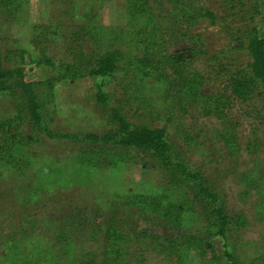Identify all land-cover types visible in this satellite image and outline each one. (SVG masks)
I'll return each instance as SVG.
<instances>
[{
	"label": "rangeland",
	"instance_id": "1",
	"mask_svg": "<svg viewBox=\"0 0 264 264\" xmlns=\"http://www.w3.org/2000/svg\"><path fill=\"white\" fill-rule=\"evenodd\" d=\"M14 1V13L0 8L4 66H22L28 81H39L58 75L50 58L70 62L122 50L126 59L105 88L133 123L166 126L186 159L224 191L229 213L240 221L234 249L244 263L264 264V94L238 98L226 71L250 59L232 33L257 27L264 36V0H148V16L133 13L129 0ZM201 6L217 13L216 23L191 18ZM175 52L186 56L182 75L165 64L163 78L139 62L147 53L156 61ZM194 77L201 78L197 87L185 84ZM96 84L86 74L48 88L45 107L55 131L106 127L107 108L95 98ZM14 110L15 103L2 96L0 119ZM36 136L13 162L0 160V264H91L89 253L101 249L104 238L102 229L95 235L91 230L108 219L121 220L125 234L147 229L166 239L182 231L205 235L192 196L171 186L165 172L142 156L129 160L108 149L107 163L98 160L97 166V155L78 143ZM148 193L175 203L181 221L167 222L133 201ZM64 235L71 245H63ZM130 245V254L141 252L138 242ZM215 246L222 250L217 241ZM131 258L134 264H214L211 253L201 250H148L141 261Z\"/></svg>",
	"mask_w": 264,
	"mask_h": 264
},
{
	"label": "trees",
	"instance_id": "2",
	"mask_svg": "<svg viewBox=\"0 0 264 264\" xmlns=\"http://www.w3.org/2000/svg\"><path fill=\"white\" fill-rule=\"evenodd\" d=\"M129 2L133 13H144L148 16L150 11L148 0ZM0 8H7L11 14L17 7L14 0H0ZM191 18H207L216 23L218 15L210 8L201 6ZM232 36L233 40L240 42L238 48H246L250 59L244 66L229 71L226 69L228 87L242 100H247L255 94H264V36L257 27L237 31L232 33ZM200 52L206 53V49L202 48ZM81 58L70 62L65 60L55 62L50 58L47 62L57 70L58 75L46 80L28 81L24 67L7 68L0 55V98L6 96L15 103L13 116L0 119V160L13 162L15 154L21 148L38 140L37 134L78 143L83 151L97 155L94 161L97 166L98 160L107 163L106 156H103L104 151L118 149L122 151V156H129V160H134L136 155H140L146 163H152L163 170L170 185L185 188L195 204L200 207L205 225V235L200 237L182 231L176 238L166 239L163 235L150 234L147 229L125 234L117 225L121 221L119 219H108L104 224H95L91 234L95 235L102 229L104 238L102 248L89 253L91 264H134L135 261L131 257L135 255V259L141 261L148 250L173 252L182 249L201 250L204 253L209 251L214 264H246L234 249L233 239L240 221L229 213L224 191L203 170L186 159L177 145L170 140L166 126L153 127L145 123H133L120 106V99L105 88L106 80L116 75L120 69V61L126 59L125 53L115 48L93 57L82 55ZM185 60L186 56L180 52L164 54L156 61L147 53L139 62L166 78L164 66L169 64L176 73L182 75L184 68L182 64ZM86 74L96 77L95 98L107 108L106 127L99 132L55 131L52 127V118L48 116L45 107L46 91L62 79H76ZM185 82L197 87L201 78L194 77ZM194 93L197 94V89ZM25 126H28L30 132ZM141 197L133 201L139 203L145 212L151 210L161 213L167 222L181 221L179 207L171 201L165 202L164 195L148 193ZM62 241L63 245H71V240L67 236ZM215 241L221 246L220 252L215 246ZM133 242H138L142 250L132 255L130 244ZM81 258L82 256L80 260Z\"/></svg>",
	"mask_w": 264,
	"mask_h": 264
}]
</instances>
